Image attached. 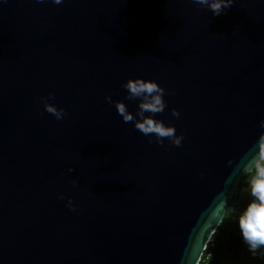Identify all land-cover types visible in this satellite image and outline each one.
<instances>
[{"label":"water","instance_id":"95a60500","mask_svg":"<svg viewBox=\"0 0 264 264\" xmlns=\"http://www.w3.org/2000/svg\"><path fill=\"white\" fill-rule=\"evenodd\" d=\"M130 78L174 93L181 147L105 99L135 113ZM261 120L264 0H0V264H199Z\"/></svg>","mask_w":264,"mask_h":264},{"label":"clouds","instance_id":"9594fccd","mask_svg":"<svg viewBox=\"0 0 264 264\" xmlns=\"http://www.w3.org/2000/svg\"><path fill=\"white\" fill-rule=\"evenodd\" d=\"M36 2L45 3L46 0H36ZM51 2L59 5L64 0H51ZM235 2L236 0H192V3L211 11L214 16L226 14ZM122 88L126 90L128 101L138 102L135 113L129 111L128 105L123 100L113 101L111 96L105 99L109 104H114L124 123H133L136 130L149 137V143L152 142V137H155V142L161 146L166 140L175 147L182 146L184 134L178 135L174 125H168L163 120L155 118L157 114L164 113L167 108L165 95L174 93L169 92L155 80L143 78H130L122 84ZM53 99H55L54 93L40 98L44 104V110L53 115L56 120H62L65 116V109L49 102ZM171 115L179 118L180 112L173 108ZM260 128L264 129V120L260 121ZM228 163L231 165L233 162L230 160ZM203 175L204 173H201V177ZM243 176L246 182L244 191L249 194L250 200L239 213L237 223L244 243L255 256L260 249H264V131L260 133L256 144L249 149ZM76 183L74 180L73 184ZM60 198L64 199L63 194ZM68 206L72 211L76 210V205L70 197ZM212 255L209 253L208 259H211Z\"/></svg>","mask_w":264,"mask_h":264},{"label":"rangeland","instance_id":"374dc122","mask_svg":"<svg viewBox=\"0 0 264 264\" xmlns=\"http://www.w3.org/2000/svg\"><path fill=\"white\" fill-rule=\"evenodd\" d=\"M245 187L246 182L243 176L233 192L235 199L226 210L229 214V234L221 241L216 251L217 256L212 255V258L208 259L209 253L212 252L207 250L199 264H264V249H260L256 254V259H253L254 255L248 250L238 228V215L250 200L249 194L244 191Z\"/></svg>","mask_w":264,"mask_h":264},{"label":"trees","instance_id":"16d2710c","mask_svg":"<svg viewBox=\"0 0 264 264\" xmlns=\"http://www.w3.org/2000/svg\"><path fill=\"white\" fill-rule=\"evenodd\" d=\"M233 199H235V194H233L228 202V207L231 205ZM229 214L226 211V214L222 220V222L219 224V226L217 227V229L215 230V234H214V248L212 249V253H213V257L217 256V249L220 247L221 241L223 239H225L228 234H229ZM204 256V255H203ZM253 259H256V255L254 256Z\"/></svg>","mask_w":264,"mask_h":264},{"label":"built area","instance_id":"2783aa9c","mask_svg":"<svg viewBox=\"0 0 264 264\" xmlns=\"http://www.w3.org/2000/svg\"><path fill=\"white\" fill-rule=\"evenodd\" d=\"M214 234H215V232L212 234V236L207 241V245L204 248V252L207 251V250H210L212 252V249L214 248V245H215ZM204 252H203V254H204ZM202 257H203V255H202ZM202 257H201V260H202ZM201 260H200V262H201Z\"/></svg>","mask_w":264,"mask_h":264}]
</instances>
